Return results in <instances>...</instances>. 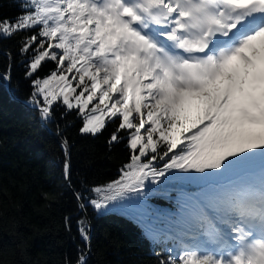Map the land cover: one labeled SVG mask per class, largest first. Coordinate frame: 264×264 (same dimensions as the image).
Wrapping results in <instances>:
<instances>
[{
  "label": "snow or ice",
  "instance_id": "snow-or-ice-1",
  "mask_svg": "<svg viewBox=\"0 0 264 264\" xmlns=\"http://www.w3.org/2000/svg\"><path fill=\"white\" fill-rule=\"evenodd\" d=\"M18 2L21 14L0 18V42L16 39L26 103L58 136L75 114L81 134L112 127L109 149L129 151L116 179L77 186L62 137L61 191L76 201L82 241L63 264H90L89 208L132 201L157 264H264V0ZM166 185L172 213L148 203Z\"/></svg>",
  "mask_w": 264,
  "mask_h": 264
},
{
  "label": "trees",
  "instance_id": "trees-1",
  "mask_svg": "<svg viewBox=\"0 0 264 264\" xmlns=\"http://www.w3.org/2000/svg\"><path fill=\"white\" fill-rule=\"evenodd\" d=\"M21 12L18 0H0V18H15ZM17 47L16 39L0 42V71L12 66L11 80H0V255L4 264H63L64 254L75 258L82 241L77 233L76 201L71 192L61 191L62 137L70 141L72 180L77 186L81 179L89 183L116 179L129 151L123 143L109 149L112 127L94 137L81 134L82 120L75 114L58 120L59 136L55 125L45 126L39 113L23 104L32 85L15 62L19 59ZM53 66L47 62L40 75ZM60 111L57 109L58 114ZM165 189L170 198L162 196ZM172 189L173 185L154 187L148 203L175 212L176 193ZM46 195L55 199H46ZM134 203L126 202L125 207L101 215L88 209L94 253L90 264H157L153 253L161 248L148 238L144 224L131 208ZM66 214L71 217L70 231L64 228Z\"/></svg>",
  "mask_w": 264,
  "mask_h": 264
},
{
  "label": "water",
  "instance_id": "water-1",
  "mask_svg": "<svg viewBox=\"0 0 264 264\" xmlns=\"http://www.w3.org/2000/svg\"><path fill=\"white\" fill-rule=\"evenodd\" d=\"M8 91L10 93V95L13 97V92H12V89H11V85L9 83V86H8ZM27 108L29 109H33L30 105L26 104V103H23ZM34 110V109H33ZM50 131V129H48ZM91 237H93V229H92V224H91Z\"/></svg>",
  "mask_w": 264,
  "mask_h": 264
}]
</instances>
